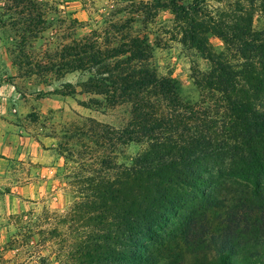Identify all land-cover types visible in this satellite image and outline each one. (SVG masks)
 Here are the masks:
<instances>
[{"label":"trees","instance_id":"1","mask_svg":"<svg viewBox=\"0 0 264 264\" xmlns=\"http://www.w3.org/2000/svg\"><path fill=\"white\" fill-rule=\"evenodd\" d=\"M206 1L170 0L176 14L193 18L181 34L208 61L194 80L195 103L158 73L152 44L128 12L82 37L73 29L67 43L42 51L34 65L24 63L33 66L26 76H81L54 94L83 96L86 109L123 107L127 113L122 126L88 118L64 137L61 154L79 162L72 184L77 196L62 215L16 217L20 242L14 243L26 259L148 264L151 244L160 247L173 232L172 221L184 214L181 238L190 252L213 250L217 264H264V29L252 24L255 12L264 17V0H236L231 18L197 22ZM209 31L222 39L225 52L206 54L202 36ZM127 144L143 149L118 164L114 151ZM221 191H229L224 204ZM218 206L223 227L211 234L206 211Z\"/></svg>","mask_w":264,"mask_h":264},{"label":"rangeland","instance_id":"2","mask_svg":"<svg viewBox=\"0 0 264 264\" xmlns=\"http://www.w3.org/2000/svg\"><path fill=\"white\" fill-rule=\"evenodd\" d=\"M235 1L207 0L195 20L231 18ZM39 12L43 13L42 20L37 19ZM125 12L131 17L135 15V30L149 38L152 64L158 73L177 83L182 98L197 102L199 92L194 80L208 69V61L181 34L193 18L176 14L170 0H0V123L14 126L6 133L16 136L11 138L13 145L9 142V146L0 148V154L7 156V164L0 173V264H37L36 259L23 256L21 244L14 243L20 239L21 227L16 217H35L43 211L62 215L73 204L77 196L73 177L80 168L67 152L61 154L64 137L73 136L88 118L111 127L127 121L123 107L95 111L81 106L83 96L52 93L61 83L80 81L78 73L67 74L60 80L52 76H26L25 70L33 66L24 63L34 65L42 51L67 43L73 29L76 37H82L105 26V22L125 19ZM71 19L81 25L72 28ZM252 19L254 30L264 29L262 14L255 12ZM202 39L206 54L225 52V43L214 32L209 31ZM21 52H26L27 57L21 58ZM71 141L75 143V139ZM142 149V145L135 144L118 146L114 151L116 162L128 163ZM227 192L220 193L218 200L223 204ZM232 197L228 195L229 199ZM223 211L219 206L206 211L211 234L223 227ZM183 215L179 222L172 221L174 226L168 232H173L160 247L151 244L152 258L148 264H217L213 250L193 253L183 244ZM48 254L42 252L43 256Z\"/></svg>","mask_w":264,"mask_h":264},{"label":"crops","instance_id":"3","mask_svg":"<svg viewBox=\"0 0 264 264\" xmlns=\"http://www.w3.org/2000/svg\"><path fill=\"white\" fill-rule=\"evenodd\" d=\"M4 125H6V127L3 129ZM10 127H14V126H12L10 124L3 123V122H2V126H1V123H0V148L2 147V145H3V147L9 146V142L11 143V145H13V141L11 140V138H14L16 136H13V135L6 133L9 131ZM14 145L16 146L17 143L15 142ZM0 155H1L0 156V173H1V171H4V168L7 164V156L3 153H1ZM3 165H5V166H3Z\"/></svg>","mask_w":264,"mask_h":264}]
</instances>
